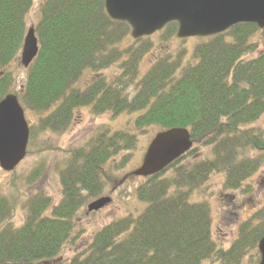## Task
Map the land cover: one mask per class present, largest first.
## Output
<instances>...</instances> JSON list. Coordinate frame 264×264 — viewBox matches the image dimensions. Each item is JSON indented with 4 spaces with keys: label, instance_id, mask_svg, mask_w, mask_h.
Listing matches in <instances>:
<instances>
[{
    "label": "trees",
    "instance_id": "obj_1",
    "mask_svg": "<svg viewBox=\"0 0 264 264\" xmlns=\"http://www.w3.org/2000/svg\"><path fill=\"white\" fill-rule=\"evenodd\" d=\"M32 6L33 0H0V101L15 93L25 110L38 115V131L62 132L85 106L95 114H126L128 126L103 124L65 151L59 201L54 204L44 191L28 197L20 225L12 223L15 200L0 193V264H257L264 205L224 247L211 237L210 204L202 195L212 174L223 175L222 190H235L264 162V130L257 124L264 116V29L238 23L172 53L169 43L187 38H178V24L170 22L152 34L163 46L142 70L152 36H130L129 24L110 18L104 0H40L33 26L38 52L14 91L11 67L19 60ZM113 65L119 73L81 81L86 71ZM148 127L156 133L185 128L192 147L143 177L134 190L139 213L111 220L62 259L80 232L78 211L113 181L105 165L121 153L123 165Z\"/></svg>",
    "mask_w": 264,
    "mask_h": 264
},
{
    "label": "rangeland",
    "instance_id": "obj_2",
    "mask_svg": "<svg viewBox=\"0 0 264 264\" xmlns=\"http://www.w3.org/2000/svg\"><path fill=\"white\" fill-rule=\"evenodd\" d=\"M39 2L40 0H33V6L26 15V29L34 26L39 19ZM254 39L261 43L263 36L261 33H256ZM149 40L150 48L144 53L145 55L142 56L139 63L142 70L146 68L151 58L158 54L159 48L163 46L159 38L152 36ZM199 41L195 37L187 38L185 42L172 40L169 43V48L172 53H175L181 47L189 48ZM131 42V40L126 41L128 44ZM254 55L256 54L253 52L247 57H254ZM11 68L16 80L13 86L14 91H17L24 81L26 69L20 64V60ZM113 73H119L118 65H113L111 68L99 72L86 71L82 74L81 81L87 83L96 74L109 77ZM23 110L25 119L33 131V135L28 141L27 152L14 170L6 172L0 168V193L15 200L16 209L12 217V223L15 226L23 222L25 217L24 203L28 197L39 191H44L52 197L54 204L59 201L61 186L58 170L63 167L60 162L64 160L65 151L83 144L103 124H112L113 129L128 126L126 125L128 121L126 114L117 117H113L109 112L95 114L85 106L75 110L73 121L62 132L38 131V115L31 110L28 111L24 108ZM257 124L260 129L264 130V116L257 121ZM156 131V127H148L146 131L144 130L137 135L136 147L130 151V157L123 165H120L125 156L123 153L105 165L106 171L112 172L113 181L105 183L102 193L97 198H89L78 211L76 222L80 232L74 239L73 246L70 243L66 244L61 254L62 259L69 258L84 248V245L91 240L94 232L111 220L136 210L138 213L141 211L142 205L135 198L134 190L144 178L132 176V173L140 166L146 147ZM198 151L199 154H202L203 149ZM251 154L254 155L255 152H251ZM222 180V174H212L208 187L203 190L202 199H208L210 204L211 237L216 243L225 247L236 238L238 225L264 205V162H261L257 171L235 190H222ZM100 197H109L110 202L97 211H87V205ZM202 264L213 263L209 260Z\"/></svg>",
    "mask_w": 264,
    "mask_h": 264
},
{
    "label": "water",
    "instance_id": "obj_3",
    "mask_svg": "<svg viewBox=\"0 0 264 264\" xmlns=\"http://www.w3.org/2000/svg\"><path fill=\"white\" fill-rule=\"evenodd\" d=\"M110 18L131 27L133 38L150 36L166 24H178L177 37H208L222 33L238 23H253L264 28V0H104ZM38 52L33 26L27 28L20 51V64L27 68ZM29 127L17 96L7 94L0 101V168L12 171L25 157ZM192 147L185 128H170L156 133L146 147L141 164L133 175L146 177L166 168ZM100 197L87 205L97 211L108 204ZM264 264V234L257 245ZM44 264H49L48 262Z\"/></svg>",
    "mask_w": 264,
    "mask_h": 264
}]
</instances>
